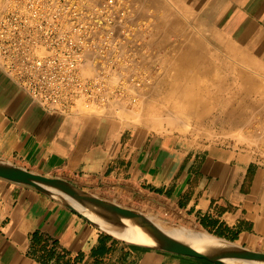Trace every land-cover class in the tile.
<instances>
[{"label": "crops", "instance_id": "1", "mask_svg": "<svg viewBox=\"0 0 264 264\" xmlns=\"http://www.w3.org/2000/svg\"><path fill=\"white\" fill-rule=\"evenodd\" d=\"M138 6L142 18L153 14L149 46L164 53L172 44L166 60L177 72L193 73L188 86L203 87L196 73L204 72L207 87L221 91L215 101L228 104L229 90L237 88L243 103L250 89V103L264 105V0H138ZM182 140L78 112L46 111L0 67V159L102 199L164 203L201 227L184 228L264 253L263 154ZM112 244L56 201L0 179V264L112 263ZM52 251L55 258L47 259ZM119 252L128 264H172L133 247Z\"/></svg>", "mask_w": 264, "mask_h": 264}, {"label": "built area", "instance_id": "2", "mask_svg": "<svg viewBox=\"0 0 264 264\" xmlns=\"http://www.w3.org/2000/svg\"><path fill=\"white\" fill-rule=\"evenodd\" d=\"M0 67L33 103L72 115L149 86L138 0H2Z\"/></svg>", "mask_w": 264, "mask_h": 264}, {"label": "rangeland", "instance_id": "3", "mask_svg": "<svg viewBox=\"0 0 264 264\" xmlns=\"http://www.w3.org/2000/svg\"><path fill=\"white\" fill-rule=\"evenodd\" d=\"M1 3L2 0H0V13L2 10ZM140 9L141 8L138 6L137 11H140ZM139 15L141 14L139 13ZM152 17V12H149L146 17L142 18L149 21L148 33L152 32L153 30ZM146 45L148 48V56L145 64L148 67L147 75L151 83L149 86L117 89V95L107 104H89L88 106L85 104H79L76 108V111L81 115H90L100 119L115 120L122 126L129 125L132 127H144L153 134H174L176 136H180L183 139L182 141H187V144L192 146L194 145L203 147L204 145L213 143L235 151L243 149H257L264 156V105L259 107L260 105L258 104L252 105V103H250V101L253 99L250 89L245 90L243 103L237 101V99H240L237 97V88H232L229 90L228 104L217 102L215 99H220L221 91L218 88L207 87L205 84L207 83L205 82V79H207V76L205 75L206 73H196V83L198 85H203V87L198 86L194 88L192 86H188L191 84L190 82H193V80H190V77L193 76V73L177 72L174 70L172 62L169 61V59L166 60L167 57L172 55L171 43L164 50V53L158 52L149 46L148 35ZM182 78H185L186 83L183 85L186 86L175 88L174 96H185V93L189 95V93L193 92V90H196V96L194 97V94L192 97L189 96V98H187V101H189L188 104L182 101H177L176 99L178 98H174V96L172 99L177 103L176 108L180 109L183 107H192L197 105L199 107L197 114H184V116H181L174 111L169 113L159 112L157 107H161L158 104L160 103V97L162 94L165 93L166 89L171 90L170 88L173 84L181 85L182 81H184ZM173 80H175V83L172 84ZM168 84H170V87L166 86ZM157 86L161 88L158 89ZM150 94L156 95V98H151ZM206 100H209V102L211 101L212 103L206 104ZM148 107H153L154 111L150 112ZM202 109H206L208 112H200ZM210 115H212V117L206 118ZM107 200L183 227H185L187 224H194L198 228H201L195 222H191L187 217L181 218L178 215L176 216L173 210L169 209L166 204L161 202L150 201L147 205H140L127 202L121 198H110ZM196 231L206 233L202 230ZM100 233L103 239H105L103 236L105 235L114 241V244H112L114 248L112 249H114L113 252H115L112 256V259H114L112 263L105 261V263L102 264H128V261H122L119 250L124 247L133 246H129L119 240L113 239L104 232L100 231ZM135 248L141 252H152L147 249L133 247V249ZM166 256L168 258H174V256ZM168 258H164V261H170L172 264H177L176 262L180 261L179 258Z\"/></svg>", "mask_w": 264, "mask_h": 264}, {"label": "water", "instance_id": "4", "mask_svg": "<svg viewBox=\"0 0 264 264\" xmlns=\"http://www.w3.org/2000/svg\"><path fill=\"white\" fill-rule=\"evenodd\" d=\"M0 179L36 190L99 231L129 246L211 264H264V253L248 250L216 236L214 237L222 240L225 247L212 249L178 224L102 199L67 180L38 175L3 159H0ZM92 218L112 226L130 228L141 233L146 239L173 251L143 248L126 243L106 231Z\"/></svg>", "mask_w": 264, "mask_h": 264}, {"label": "bare ground", "instance_id": "5", "mask_svg": "<svg viewBox=\"0 0 264 264\" xmlns=\"http://www.w3.org/2000/svg\"><path fill=\"white\" fill-rule=\"evenodd\" d=\"M185 78H182V79L184 81H186ZM190 78H191L190 80H193V81L195 80V76H192ZM170 89L171 90L166 89L165 93L162 94V96L160 97V103L158 105H160L161 107L160 108L157 107V110L159 112H161V113H164V112L169 113L171 111H174L175 113L180 114L181 116H184V114H187V115H190V114L192 115L194 113L197 114V112L199 110V107L197 105L192 106V107H183L182 109L176 108V104L177 103H176L175 100L172 99L174 94H175V90H174L175 88L171 87ZM150 95H151L150 96L151 98H153V99L156 98V95H152V94H150ZM180 96L182 98H185V100L187 101V99H186V97L188 96L187 93H185L186 97L183 96V95H180ZM184 103L188 104L189 102L187 101V102H184ZM172 104L175 105V106H173ZM148 109H149L150 112L154 111L153 107H148ZM205 111H206V109L200 110V112H202V113H205ZM93 220L96 223L102 225V227L106 231L111 233L113 236L121 239L122 241H124L126 243H129V244H132V245H135V246H138V247H143V248L150 247V248L158 249V250L173 251L169 247L156 244V243L146 239L141 233H139L137 231H134V230H132L130 228L112 226V225L106 224V223L101 222V221L96 220V219H93ZM186 230L190 231L191 234L195 238H197L198 240H200L204 244L208 245L212 249H218V248L225 247V244L222 243V240H220V239H218V238H216V237H214V236H212L210 234L202 233V232L194 231V230H190V229H186ZM192 260H195V259H192Z\"/></svg>", "mask_w": 264, "mask_h": 264}, {"label": "trees", "instance_id": "6", "mask_svg": "<svg viewBox=\"0 0 264 264\" xmlns=\"http://www.w3.org/2000/svg\"><path fill=\"white\" fill-rule=\"evenodd\" d=\"M104 236V238L108 241H111L112 239H110L109 237H107V236H105V235H103ZM113 243H114V241H113ZM105 248V246H102L101 248H100V250H101V253L102 254H104V251L106 250V249H104ZM54 252L52 251V252H49V253H47L46 254V258L47 259H51V258H53L54 257ZM161 256H163L165 259H167L168 257L166 256V255H162V254H160ZM55 258V257H54ZM168 259H174V258H171V257H169ZM201 263H203V262H200V261H198V260H192V259H180V263L179 264H201ZM203 264H208V263H206V262H204Z\"/></svg>", "mask_w": 264, "mask_h": 264}]
</instances>
